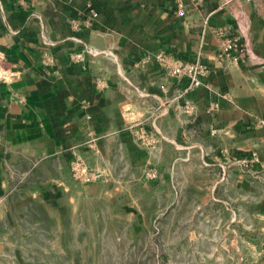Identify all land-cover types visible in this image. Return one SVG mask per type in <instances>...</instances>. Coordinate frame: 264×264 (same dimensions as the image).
I'll return each instance as SVG.
<instances>
[{
  "label": "rangeland",
  "instance_id": "rangeland-1",
  "mask_svg": "<svg viewBox=\"0 0 264 264\" xmlns=\"http://www.w3.org/2000/svg\"><path fill=\"white\" fill-rule=\"evenodd\" d=\"M165 69L170 86L161 91L132 87L124 73L94 77L118 85V107L108 103L101 122L74 130L120 138L102 154L87 139L81 156L72 141L69 170L57 171L66 186L40 188L42 201L14 194L0 218V264H264L256 121L237 127L246 137L229 138L205 113L214 107L196 115L191 102L209 68L202 76Z\"/></svg>",
  "mask_w": 264,
  "mask_h": 264
},
{
  "label": "crops",
  "instance_id": "crops-1",
  "mask_svg": "<svg viewBox=\"0 0 264 264\" xmlns=\"http://www.w3.org/2000/svg\"><path fill=\"white\" fill-rule=\"evenodd\" d=\"M232 38L239 52L219 57ZM161 59L208 65L196 115L214 107L205 113L238 139L248 133L237 127L255 120L263 153L264 0H0V75H10L0 78V218L17 192L42 201L40 188L66 186L57 171L69 170L72 141L81 156L87 139L102 154L120 138L74 130L118 107V85L95 76L124 73L143 91L165 90Z\"/></svg>",
  "mask_w": 264,
  "mask_h": 264
},
{
  "label": "built area",
  "instance_id": "built-area-1",
  "mask_svg": "<svg viewBox=\"0 0 264 264\" xmlns=\"http://www.w3.org/2000/svg\"><path fill=\"white\" fill-rule=\"evenodd\" d=\"M243 1H250V0H243ZM239 50L240 47L237 44L236 40H234V42L232 41L223 42L221 44V54L219 55V57H222L224 55L229 56L230 53L239 52ZM236 59L237 57H235V60ZM161 62L164 64L163 66L166 67L169 73L172 75L181 76L182 74H184V72H191V71H195L200 76L208 73V68L204 65L192 66L191 64L188 63L184 64V62L168 61L164 59H161ZM197 85H199V80L194 81L193 87H196Z\"/></svg>",
  "mask_w": 264,
  "mask_h": 264
}]
</instances>
